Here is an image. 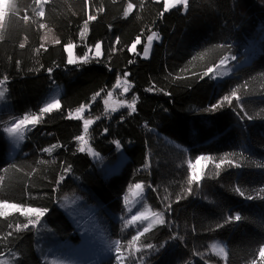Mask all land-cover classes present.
<instances>
[{
  "label": "trees",
  "instance_id": "trees-1",
  "mask_svg": "<svg viewBox=\"0 0 264 264\" xmlns=\"http://www.w3.org/2000/svg\"><path fill=\"white\" fill-rule=\"evenodd\" d=\"M129 3L134 7L125 15ZM7 5L0 22V80L7 77L8 103L0 109V200L47 211L28 228L22 225L34 215L12 211L0 217V257L10 255L12 264H46L58 242L80 239L78 226L60 206L77 191L101 208L117 241L128 245L137 233L127 224L123 194L143 184L165 222L140 237L139 258L130 254L125 264H221L210 252L214 239L225 242L226 264H264L258 252L264 244V38L229 76L216 79L213 73L221 59L243 55L264 35V0H189L186 8L167 11L163 0L42 5L7 0ZM40 7L43 17L36 14ZM89 15L96 19L85 30ZM153 33L161 41L144 58ZM97 43L100 57L94 55ZM67 44L74 45L75 64L68 63ZM209 68L213 71L205 75ZM120 76L130 81L127 97L135 110L116 109L85 133L73 111L111 90ZM56 85L63 86L60 108L41 115ZM234 89L239 100L223 101ZM218 102L221 106L210 110ZM103 109L98 99L92 113ZM25 114L40 115V122L26 128L19 151L9 157L4 121ZM84 134L100 160L80 151L76 137ZM119 147L126 159L107 173L104 166L116 160ZM225 154L233 163L216 168ZM197 157L210 159L201 180L190 185L189 164ZM237 213L241 221L225 223ZM116 257L98 264H119Z\"/></svg>",
  "mask_w": 264,
  "mask_h": 264
},
{
  "label": "rangeland",
  "instance_id": "rangeland-1",
  "mask_svg": "<svg viewBox=\"0 0 264 264\" xmlns=\"http://www.w3.org/2000/svg\"><path fill=\"white\" fill-rule=\"evenodd\" d=\"M164 1V0H163ZM3 0H0V5H2ZM7 3V0H6ZM0 15H2V10H0ZM152 36V35H150ZM149 36V37H150ZM158 36V35H157ZM159 37V36H158ZM264 38V35L260 36L256 40H254V46L249 48L247 51V48L243 49V55L234 57H226L225 63L223 65L219 64L213 71L215 74V78H223L226 76H229L233 70L243 64L244 62H247L250 60V58L253 56L254 52L256 51L257 45L259 46L261 44V38ZM260 40V41H259ZM156 41H161V37L157 39L156 37H153L151 42H149L148 38L146 40L145 48L147 47V55H145V50L143 52V57L148 58L151 54V48L153 44ZM139 42H135V47L133 48V45L131 46V51L136 50V45ZM100 53L102 54V43H100ZM67 50V48H66ZM97 49L94 48V55H96ZM68 53V60L69 57H72L74 59V45L71 49V52L67 50ZM101 54L97 57H100ZM3 80V79H1ZM5 83V80H4ZM4 86L0 85V89H2ZM130 90V81L127 78V76H120L118 77V80L115 84V86L105 92L99 93V95H96L91 102L82 104L80 107L76 108L73 111V116L76 118H80L83 120H91L92 123L88 125L89 128L95 123L96 120L102 119L106 116H108L112 111L116 109H120L125 106L131 105V100L129 97H127V94ZM63 91L62 85H56L54 86L46 96L44 100L43 107L46 103L51 102L52 98L55 97L56 99H59V96L61 92ZM109 93L111 95H109ZM118 95V96H116ZM100 99L102 102L104 109L101 112L92 113L93 107L97 103V100ZM6 105H8L5 97L0 98V109L4 108ZM83 106L82 111H77V109H80ZM22 118V117H16L13 119ZM13 119L5 120L3 127H2V138L6 142V152L10 156H14L20 149L21 144L23 143L25 139V131L23 133V139H17L16 137L10 135L5 131L6 128L11 127V123ZM85 137V134H84ZM86 144H82V147L86 149L92 159L94 161L101 159V154L95 151L92 147H90L88 140ZM125 150L124 147H119V151L116 157V160L113 163H107L104 166V170L107 173H111L113 171H116L119 169V167L122 165V163L125 161ZM208 164V160L201 159L197 160L196 162H190L189 166L191 167V171L193 173V165L195 166V172L196 174L200 175L205 170V165ZM136 185V184H135ZM129 187L127 193L123 194V200L126 205L127 209V224H130V226L138 232H142L144 227H146L148 224H153V226L156 224L154 223L155 216L154 213H161L153 209V207L150 205V202L147 198V187L142 185V190H137L134 186ZM61 208L68 214V216L72 219V221L78 226L79 228V235L80 239L76 241L67 240L63 242H58V245L51 248L46 257H45V263L46 264H88L92 262L91 264H98L100 260L103 258H108L110 256H117L121 255L123 259L126 256H129L132 254L136 258V260L139 258V256L136 254L137 249H140V246L137 245L136 242L133 243L132 246L128 245H121L119 241H117L116 236L114 235V232L111 228V220L107 215L104 214V212L101 210V208L92 200L88 199L85 195L81 194L79 191L74 192L72 194H68L62 198L60 201ZM5 211V209H1ZM8 213L12 212V209H6ZM23 211V209H21ZM144 213L146 216H148V220L145 221H136L135 223H132V217L137 215L138 213ZM117 243L119 244L120 251L117 252ZM220 244L224 246L225 251L226 246L225 242L221 239H214L210 243V252L211 254L221 262V264H226L227 257H223L220 255H217L215 252H213L211 245L212 244ZM4 261H7L8 264H12L10 262V255H5L0 257V264H4ZM119 264H125V260H119Z\"/></svg>",
  "mask_w": 264,
  "mask_h": 264
},
{
  "label": "snow or ice",
  "instance_id": "snow-or-ice-1",
  "mask_svg": "<svg viewBox=\"0 0 264 264\" xmlns=\"http://www.w3.org/2000/svg\"><path fill=\"white\" fill-rule=\"evenodd\" d=\"M34 2L37 5H42V4H47L49 2V0H34ZM188 3H189V0H164V9H165V11H167V10H169L171 8H175L177 5H183L186 8L188 6ZM7 7H8V5L6 3V0H3L2 5H0V10H2V15H0V20L4 19L5 10L7 9ZM133 7H134L133 4L129 3L128 6H127V10L125 11V15H128V12ZM36 14L39 17H43L45 15L44 8L40 7L39 11ZM23 19L25 21H27L28 20V16L25 15L23 17ZM94 19H96L95 16H92V15L88 16V19L85 20V22H84L85 30L87 29L88 21L94 20ZM41 27H44V25H41ZM153 37H156L157 39H159L157 34L153 33L152 36L148 37L149 42H151ZM2 38L3 37H0V39H2ZM46 38L47 37H45V39ZM136 39H137V42H139V37H137ZM54 42L55 43H60L59 40H56ZM19 46L21 48H23L25 45L23 43H21ZM41 47H43V45H41ZM65 47L67 48V50L69 52H71V49H72L73 45L72 44H67V45H65ZM134 47H135V44L133 45V48ZM95 48L97 49L96 55L99 56L101 54L100 53V48H101L100 43H97L95 45ZM147 51H148V49L146 47L145 48V55H147ZM79 59H82L85 63L87 62V58L86 57H82V58H79ZM233 59H235V58L233 57ZM68 63L75 64V63H77V59L69 57ZM224 63H225V59H221L220 64L223 65ZM48 71L51 72V69H49ZM212 71H213V69L209 68L207 70V72H205V75H209ZM6 79H7V77L4 78V80H6ZM4 80H0V85L4 84ZM6 91H7L6 88L0 89V98L4 97ZM97 95H99V93ZM109 95H111V94L109 93ZM233 98H235L236 100H239V96L237 95V92H236L235 89L231 92L230 95L224 96L222 98V100L225 101V102L231 103ZM134 104H135V101H133V103L131 105H129V107H132L133 110H135L134 109ZM218 106H221L219 102L216 105H212L210 110H215ZM59 108H60L59 99H56L55 97H53L51 102L46 103L44 105V107L40 108L39 112L42 115V114H45V113H51L52 111L57 110ZM82 110H83V106L80 109H77L78 112L82 111ZM248 118L252 119V117H248ZM39 122H40V115H37V114H25V115H23L22 118L13 119V121L11 123V127L6 128L5 131L7 133H9L10 135L16 137L17 139H21L22 140L23 139L24 130L26 128L30 127V126H35ZM91 123H92L91 120H85L84 121V132L85 133H87L88 125L91 124ZM76 139L81 141L82 144H86L87 143V141L85 140L84 135L78 136V137H76ZM84 150H85L84 147L80 148V151H84ZM46 151H51V149H46ZM227 155L228 154H225V157L220 159V163L216 164V168H220L221 164H223L225 162H227L229 164L233 163L232 161H227ZM196 159L197 160H201V159L207 160V159H210V158L209 157H197ZM192 167H193V173L188 179V183L190 185L192 183H194V182L198 183L201 180V176L196 174V172H195V166L193 165ZM134 187L137 190H142V185H140V184H136ZM191 191H192V189L189 188L188 192H191ZM235 191L238 192L241 196H244V192L240 188H236ZM177 199H180V197H178ZM248 199H252V197H248ZM0 209H5V211H0V217H6V216L9 215V213H8V211H6V209H12L13 211L19 212V211H21L22 206L21 205H17L15 203H9L7 200H0ZM46 211H47V209H34V208H31V207L24 208L23 209V214L26 215V216L34 215L35 216V220L29 219L28 223L22 225V227L23 228H28V226L30 224L37 223L39 221L40 217H42L45 214ZM153 215L155 216L154 223L163 224L165 222L164 219H163V214L162 213H154ZM242 219H243V217L239 213H237L234 216L227 217V219L225 220V223H228V222H231V221H241ZM145 220H148V216H146L144 213L141 212V213H138L137 215L133 216L131 222L135 223L136 221H145ZM20 227H21L20 225H17V228H20ZM152 227H153V224H148L146 227H144L142 232H138L137 235L133 236L132 240L129 241V246H132L134 242H138L140 240V237L142 235H144V233L149 232ZM217 227H221V225H217ZM9 235H11V233H9ZM144 247L150 249V248H153L154 246L152 244H145ZM211 248H212L213 252H215L217 255L223 256L225 258L227 257V253L225 251L224 246L214 243V244L211 245ZM138 250L139 249H137V251ZM119 251H120V248H119V244L117 243V252H119ZM258 252H259V257L261 259H264V244L261 245V247L259 248ZM0 255H3V254L0 253ZM116 259L122 261L123 257L121 255H117ZM4 264H8V262L4 261ZM252 264H256V262L253 261Z\"/></svg>",
  "mask_w": 264,
  "mask_h": 264
},
{
  "label": "crops",
  "instance_id": "crops-1",
  "mask_svg": "<svg viewBox=\"0 0 264 264\" xmlns=\"http://www.w3.org/2000/svg\"><path fill=\"white\" fill-rule=\"evenodd\" d=\"M0 22H1V20H0ZM92 262H90V263H88V264H91Z\"/></svg>",
  "mask_w": 264,
  "mask_h": 264
}]
</instances>
